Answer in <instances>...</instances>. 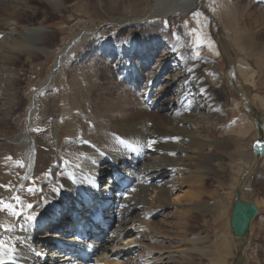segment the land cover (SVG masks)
Here are the masks:
<instances>
[{
    "label": "bare ground",
    "instance_id": "obj_1",
    "mask_svg": "<svg viewBox=\"0 0 264 264\" xmlns=\"http://www.w3.org/2000/svg\"><path fill=\"white\" fill-rule=\"evenodd\" d=\"M45 1L57 9L62 5L61 0ZM101 2L98 1L99 5ZM233 2L234 5L231 0H153L139 17L107 22L114 29L121 25L141 24L147 19L162 18L166 21L198 6L205 12L203 17L207 14L209 19L218 22L226 41L230 40L242 53L238 60L228 54L226 77L213 72L209 74V83L200 74V67L188 68L179 43L167 46L160 68L151 70L146 79L148 89L143 93L144 102L134 92L133 96L127 94L126 87L114 81L116 73L109 76L111 70L98 68L92 61L94 58H90L89 64L78 66L77 70L66 66L71 51L86 37L98 35L102 31H99L101 26L83 28L63 44L39 83V89L50 90L57 81H68L67 90L61 94L60 109L56 107L53 111L54 117H48L51 111L34 93L35 90L31 93L32 103L26 107L28 117H14V120L0 117V264H126L128 258L125 255L135 248L138 250L137 246L143 243L141 232H148V227L151 228L153 222L150 224L149 221L152 215L165 205L173 206L176 187L196 181L192 184L195 188L187 196L191 201L205 194L209 178L216 186L230 184L234 180L235 177L230 178V166L224 164L222 154L213 151L215 148H228V143H220L210 136L212 127L220 119H227L229 112L224 111L223 104H217L215 97L211 99L207 92L209 88L202 89L206 82L208 87L221 81L226 85L234 84L237 97L245 101L244 108L251 111L247 112L251 120L242 125L223 127L224 132L243 137L253 130L256 135L255 123L259 121L264 137V95L250 96L247 87L256 86L257 80L264 86V76L259 75H264V6L249 5L242 0ZM201 16L202 11L199 16L194 14L193 22L198 28L196 39L213 55H219L220 50L210 42L200 24ZM10 23L13 22H8L9 26ZM43 30V27L25 28L19 35L44 54L45 49L37 45L42 43ZM4 33L10 34L9 31ZM11 33H15L13 29ZM11 38L5 42L8 47H2L3 51L16 49L10 42ZM163 38L165 41L166 37ZM108 45H100L99 53L111 52L118 56L126 52L132 57L129 67L122 64L120 57L118 64L122 70L130 72L126 84L133 85L144 74L148 61L144 56L154 50L142 44L135 54L133 43L129 48L123 44L113 45L117 47ZM201 51L199 49L197 54ZM136 55H141L142 61L136 63ZM5 57L11 58L9 54ZM190 75H196L193 79L197 81L195 92L189 83ZM221 90L227 96L225 88ZM229 91L228 88V94ZM56 97L57 93H54L47 98L48 106H53ZM15 102L14 98L9 103L10 110L15 108ZM183 103L190 106V112L181 114L178 111L180 107L184 108ZM238 104L237 101L236 107ZM205 144L207 151L202 154ZM263 156L264 153L257 160ZM253 158L251 170L257 162L254 155ZM232 168L242 176L235 187V191L237 188L241 191L238 198L255 202L261 212L264 208V165L256 173V178L252 174L255 168L248 175L240 167ZM247 185L249 190H245ZM206 194L215 196L216 189H210ZM252 197L253 201L250 200ZM215 202L210 208L209 204L204 206L193 201L189 206L203 213L210 212L217 222L225 205ZM232 207L228 213L227 229L229 240L235 247L232 246L231 251L232 258L235 257L234 264L238 262L236 259L244 257L243 252L242 255L239 253L251 234L250 245H257L254 248L256 256L248 254L246 260L256 262L255 258L263 252L258 242L264 239V209L259 216L256 213L251 218L248 231L239 236L232 232L229 224ZM177 211L181 213V210ZM108 218L113 219V223ZM190 240H194L193 249L197 253L213 252L202 242L206 236L184 241ZM181 248L174 250L184 254L179 256L181 261H191L192 255H185L187 250ZM156 249L151 247L149 251ZM77 250H83L88 256L83 258ZM137 256L142 258L140 252ZM259 262H264V253Z\"/></svg>",
    "mask_w": 264,
    "mask_h": 264
},
{
    "label": "rangeland",
    "instance_id": "obj_2",
    "mask_svg": "<svg viewBox=\"0 0 264 264\" xmlns=\"http://www.w3.org/2000/svg\"><path fill=\"white\" fill-rule=\"evenodd\" d=\"M98 1L99 0H61L62 5L57 9L45 0H0V117H10L11 120H14V117H28V110L26 107L28 104L32 103L33 95H31V93H33L34 90V93L37 94L39 99L43 100V103H45L49 111H51L48 117H54L56 107L60 109V105L62 104L61 94L67 90L66 87L68 81H57L50 90L39 89V83L45 78L49 71V67L54 63L57 53L63 48V44L75 34L78 35L79 30L83 28L94 29L97 26H101L99 29V31L102 30L99 33L101 36L98 34L96 36L86 37L80 41L78 47L71 51L66 66H68L70 70H77L78 66H85L94 58L92 61L96 63L98 68H106L108 72L111 70L109 76L116 73V76L113 75L114 81H116L119 86H125V92L127 94L132 95L134 92V94L140 95V99L143 102L145 101V95H143V93L146 88L148 89L146 79H148L147 77L150 75L149 72L151 70L153 72L155 69L160 68L163 60L161 58H163V53L167 51V46L173 47L176 45V42L179 43L182 48L181 52L183 53V58H185L184 61L188 64V68L193 66L200 67V74L205 81H208L209 83H211L209 74H212L213 72L220 73L226 77L225 72L229 65L228 54L237 60L242 57V53L238 50L237 46L230 40L226 41L225 34L221 31V27L219 26L220 24L209 19L207 14L204 18L203 16L205 15V12L202 9H199L198 6L189 9L186 14L181 15L180 17L168 18L166 21L162 18L147 19L146 22H141V24L121 25L122 27H116L113 29V25H110L107 22H122L133 17H139L143 14L142 12H144L146 7L152 5L153 0H100L102 1L101 5H99ZM233 1L235 0H231L232 5H234ZM242 2L249 5L264 6V0H242ZM201 11L202 16L200 18L202 19V23L200 24L202 28L206 30V35L209 37L210 42L217 46L218 51L220 50L218 52L219 55H213L210 50L206 49L204 44L201 45L196 39L198 28L195 25V22H193L194 14H198L199 16ZM9 20L13 22L10 23V26L8 25V22H10ZM36 27H43V29H45L41 32L42 43L39 42L37 44L45 49L44 54L35 49L33 44L19 35V32L24 31L25 28L33 29ZM12 29L15 32L13 34L11 33ZM5 31H9L10 34H5ZM164 36L166 37L165 41L163 40ZM10 38V42L14 48L16 47V49L12 50L10 48V50L3 51L2 47H8L5 42H9ZM13 42L16 43L13 44ZM130 43L134 44L133 51L135 54L138 52V47L143 45L154 50L149 55L144 56L146 58L145 60H148L144 67V74L131 86L126 84V81H129V78L126 79V77L130 72H126V70H122V67H119L118 57L122 58V64L126 65L125 67L130 66L129 60H131L132 57L128 54L126 55V52L124 55L116 56V54H112L111 52L99 53L98 50L100 45L106 46L108 44L109 47H117L113 46L114 44H123V46L129 48ZM25 45H29V47L22 48ZM199 49H202L203 52L201 51L197 54ZM224 53H227V55ZM7 54H9L11 58H6L5 56ZM139 58H141V55H136V63L142 61V58L140 60ZM236 59L235 61H237ZM259 75L261 77L264 76L263 73H260ZM65 77L66 79L68 78L66 75ZM100 77L102 78V76ZM100 77L98 80H100ZM195 77L196 75H190L189 82L191 83L190 85L194 92L196 91L195 88H197V81L193 80ZM201 81L202 80H200V82ZM208 82H206V86L203 85L202 89L205 91V88H209L207 92L212 96L209 97H211V99L216 98L215 100H218L217 104L221 106L223 104L224 111L229 112L227 119H220L214 127H212L210 130V136L220 143L227 142L230 150L223 147L220 149L215 148L213 151L222 154L224 164L230 166L228 167L231 175L230 178H235L230 184L224 183L222 186H216V183L212 182L213 180L209 178L206 182L207 186H205V194L210 189H216V195L210 196L207 194H201L202 196L199 195L191 201H193L194 204L200 202L201 204H204V206L209 204V208L216 203L215 201H218L227 208L224 206L221 210L219 221L216 222L212 219L210 212L206 213V211H204L203 213L202 211L194 210L189 206L191 201L188 200L187 196L190 194L191 190L195 188L192 184L196 181L192 180L190 183H184L180 187H176L173 192V197L177 196L174 199L175 202L173 203V206L165 205L160 208L156 214L152 215L149 221L150 224L153 222L150 225L151 228L148 227V232H141L143 243H140V245L137 246L138 250L135 248L134 251L131 250V252L125 255L128 258L126 264H234L233 259L235 257L233 256L232 258L233 252H231L234 243L230 242L228 236L229 228L227 229L229 221L228 213L233 205L235 187L238 185L236 182L242 176L240 175L241 172L239 174L235 173L234 170L236 168L232 167H240V170H242L243 173L245 172L246 175H248L249 172H252L255 168L252 174L253 178H256V176H258L256 173L263 169L264 156L257 160L255 167L252 166V168H254L251 170L250 166L254 159L251 151V143L255 138V131L251 130V132L243 137L233 133L230 134L224 132L225 128L242 125L246 122L249 123V119L251 120L247 113L248 111L244 108V103L240 97H237L236 95L237 89L235 85L232 83L226 85L224 81H221L219 84L208 87ZM257 83L256 86L247 85L250 96L264 95V86L260 85L259 80H257ZM112 87L116 88L114 85ZM222 88H225V91H227V96H225V92H222ZM228 88L230 89L229 94ZM136 91L138 93H135ZM54 93H57V97L53 106L50 107L46 101L47 98ZM14 98L16 99L14 105L15 108L10 110V108H8L10 107L9 103L12 102ZM226 98L230 100L226 101L227 104L224 101ZM237 101L239 104L236 107L235 104ZM190 103H192V101H190ZM183 106L184 108L180 107L178 110L181 111V114L185 113V111L190 112L189 105L185 106V103H183ZM192 108L193 106L191 105V110ZM218 108L219 107L215 109L217 110ZM40 113H42V111H40ZM244 115L248 116L244 118ZM201 150L203 152L202 154H205L207 151V145L205 144ZM254 161H256V159ZM203 164H206V162ZM235 175H239V177ZM249 189L250 186H245V190ZM252 198L250 199L251 201L254 200V198ZM257 201L259 200L257 199ZM178 209L181 210V213H177ZM263 209L264 208L262 207L261 210L263 211ZM261 212L259 210L257 216H259ZM262 215L264 216L263 213ZM112 220L113 219H110V223ZM195 236H206V240L202 242H205L207 248L209 247L213 252L209 251L207 254L197 253L193 249L195 244L194 240L187 242L184 241L186 239H192V237L194 239ZM251 238L252 234L248 243L245 245V248L239 253V255H242L243 252L244 257L236 259L238 260L237 264H264V262H259L264 253V239L259 240L258 242L259 248L263 252H260L261 254L259 257L255 258L256 262L246 260L248 254L256 256V250H254V248H256L257 245H250ZM151 247L157 249L149 251ZM180 247H182V250H187L185 251V255H192L193 258L191 261H181L179 256H183L184 254L174 251ZM137 252L142 254L141 259L137 258ZM216 258L218 259L216 260Z\"/></svg>",
    "mask_w": 264,
    "mask_h": 264
},
{
    "label": "water",
    "instance_id": "obj_3",
    "mask_svg": "<svg viewBox=\"0 0 264 264\" xmlns=\"http://www.w3.org/2000/svg\"><path fill=\"white\" fill-rule=\"evenodd\" d=\"M73 42V41H72ZM244 105L247 104L243 101ZM251 112L250 110H247ZM257 133L251 143V151L256 160L264 153V137L263 132L260 130L262 123L256 121L255 123ZM259 129V131H258ZM240 189L235 191L236 199L234 201L231 213H230V228L235 235H244L249 229V223L253 216L256 215L258 208L253 202L243 201L239 199Z\"/></svg>",
    "mask_w": 264,
    "mask_h": 264
}]
</instances>
